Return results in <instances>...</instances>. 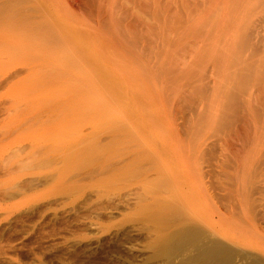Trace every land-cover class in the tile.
Returning <instances> with one entry per match:
<instances>
[{
    "label": "rangeland",
    "instance_id": "obj_1",
    "mask_svg": "<svg viewBox=\"0 0 264 264\" xmlns=\"http://www.w3.org/2000/svg\"><path fill=\"white\" fill-rule=\"evenodd\" d=\"M196 1L173 0L174 3L172 4V7L174 8L170 11V20H172V23L169 22L171 25V29H169V32L171 31L170 37L171 41H173L171 42L170 60L172 62V67L173 65L177 66L178 64L182 67L183 63L186 65V63L188 64L190 62L188 66L192 65V69H199L198 71L193 72V74H196H194L193 77L191 75V71L187 73V67L184 72L181 73L184 76L181 74L177 75L180 79L172 76V78L169 77L171 80L167 79L168 77L165 78V80L164 78H161L162 81L159 80L160 82L158 79H154L153 81L149 80L145 85L151 88L150 93H144L145 91H142L136 95L137 93L134 94L132 92L129 93L127 91H123L122 86L120 85V90H122L120 93L117 90V92H112L113 94L107 93V95H105L103 91V94L102 92L94 94L90 91L93 93L92 96L91 93H88L89 90L85 88L86 86H84V89L88 92L81 90L83 88L81 84L86 83L92 86L95 85L94 87L96 89L97 83L95 82L91 83L89 81H83L79 83L80 85H78V83L75 84V82L72 81L74 82V85L72 82L68 83L69 80H65L66 82L57 81L58 83H53L54 81H48L49 83H46L47 81H39V83H37V80V82L33 80L31 83L30 80L32 79L29 78V80L28 78H24L26 79L24 80L22 78L24 80L22 81L24 84H22L20 81L21 79L18 77L6 80L4 73L7 72L10 64L8 65V63H3L5 61H9L7 60V57H4V59H6L5 61H2L1 58L2 56H8V54L5 55L8 48L6 47L7 42H1L5 45L1 46L3 51H1V49L0 51L2 53L6 52L4 54L0 53V70L4 74L3 75L0 71V264H149V262L150 264H158L161 262L160 260L156 263V259L151 257L152 248H149L150 244H148L150 243L152 237V233L150 231L148 232V230H151L156 223L152 218V204H155L156 202H172L170 200L171 198H168L171 196L174 199L176 198V201L177 199L178 202L181 201V205L186 208L189 206L190 208L189 203H191V201L189 202L190 199L187 200L188 196L186 192V190L189 191L190 188L188 184H190L191 181L192 184L194 180H198L197 182L194 181V184L196 183L201 185L202 182L208 178L212 180V177L208 173L210 170H206L210 167L209 155L207 152H205L207 154L206 155L202 153V151H199L198 153L201 152V154H199L200 156L204 154V156L206 155V158H209L205 162V157L203 158L202 155L201 162V159L198 158L199 156L197 151H193V146H195V150H199L200 146L199 148L197 147V144L199 143H208L210 141L218 143L220 138L221 140L219 142H221L222 139L225 138L224 136L226 132L225 130L224 132L222 131L223 128L220 131L218 130L219 127L215 126L218 125V122L214 123V119H218L216 116V114H218V106L215 105L217 107H214L213 105L211 107V105L212 103H215L216 100L219 101L222 96L217 93L215 95L214 93V88L217 89L219 84L218 82L214 84L215 80L221 78V76L222 78L225 76L220 75L223 74V71L220 73L222 68L219 61H222L220 62L223 64L222 67L224 66L223 69L228 68L227 65L231 64L229 61L230 58L228 57L232 53V46L230 45L233 44V37L236 32V28L231 26L234 24L233 21L231 24V20H234L232 8L233 12H235V4L233 3L234 0ZM212 2L213 4H211ZM244 4V7L241 6L244 10L252 5H249L248 1L247 3L245 1ZM189 6H191V8ZM195 9H197L196 12H194ZM225 9L227 11H225ZM247 10L248 9H246V11ZM176 11L178 13H176ZM246 11L242 12L244 13ZM248 13L250 14L249 11ZM241 14L242 13L239 14L240 17L238 18H241ZM235 15L238 14L235 12ZM185 20L186 23H184ZM213 21L216 23L214 27H212V25H214ZM188 22L190 23L188 24ZM4 23L6 26V21H4ZM182 23L185 24L184 27ZM4 25L0 26L3 28ZM211 30L213 32L209 33L211 35L210 36L207 32ZM190 31L191 33H189ZM199 31H201L202 34ZM4 32L5 31H2L0 33L1 37ZM177 32H179V34ZM181 36L184 37L182 38ZM230 37L231 41L229 40ZM206 38L212 40L209 41ZM219 41L221 43H219ZM2 47L7 49L4 50ZM181 48L183 50H187L184 52ZM193 48H196L194 50V54ZM221 50L223 51L221 52ZM227 50L230 54H228ZM182 51L187 55L183 54ZM187 51L192 52V55L191 53H187ZM178 52L180 53L179 55ZM185 57H187L186 62L184 61ZM175 58L177 60H174ZM199 58L201 60L204 59V61H200ZM11 61H9V63H11ZM177 61L179 63H177ZM14 62H16V58L13 63ZM208 63L211 65L215 64L216 70L221 68L219 71L220 74L217 75L216 79L213 76L216 75L217 71H214L215 69H211L214 66L207 65ZM217 65L220 68L217 67ZM206 66L210 69H207ZM2 68L4 69L2 70ZM204 72L207 73L204 75H207L205 79L209 78L207 81L204 80L203 76H200L201 73L204 74ZM194 77H196V79H194ZM201 78H203L204 81ZM189 80L192 84L190 86H193L192 90L194 91H196L195 87L197 84H199V82L200 84L203 82L202 85L204 84L206 89L204 87V90L202 91H204L206 97H208L211 101L215 100V102L212 101L211 104L209 103V100V106L205 107V112L206 114L208 113L207 117L210 113H213L214 118L210 115L209 119L206 118L205 123L201 118H198L199 123L194 121V118H192V120H189L190 118L186 119L188 122L185 125L187 126V124L190 123L192 130L191 128L188 129L189 126L186 128L183 124V115H186L185 117H188L189 113V117L192 115V111L187 105L188 101L186 102L187 104H185V100L182 102L179 98L175 97L177 94L171 93L175 92L177 89V92L179 90L180 94L178 97L182 95L185 96L187 92L195 95L196 93L194 91L192 92V90H190L191 92H189V90H187L190 89L189 87H186L188 85V82L186 81ZM208 81H210V85L205 84L208 83ZM44 84H46V86ZM173 84L176 85L173 86ZM200 84L198 86H200ZM50 85L55 90H52ZM73 85V88L75 89L74 91L72 90ZM98 85L101 88V85L97 84V86ZM88 86L89 85H87V87ZM181 86H183V88L186 87L187 92L186 90L183 91ZM45 87L48 88L49 91H47ZM78 87L81 88V91L78 89L79 92L76 91ZM165 90L167 92H165ZM70 92L73 93V95L70 94ZM199 93L203 96L201 90ZM171 94H173V98ZM197 94L195 96H198L197 99H200L199 94ZM213 94L215 95V98H213ZM153 95L155 96V102ZM169 95L171 96L172 101L168 99L170 97ZM189 95L186 96V99L188 98V100L192 99L193 96L192 95L190 98ZM217 95H220L219 99H216V97H219ZM196 97L193 99L194 101H197ZM174 98L175 100L178 99L176 100L178 107L176 106V103H174ZM204 99L206 100V98ZM204 99H201V101H203L206 105L207 101L205 102ZM217 102L216 104L219 103ZM168 104L171 105L169 106ZM172 105L175 106V109H173ZM201 106L202 105L200 104L197 107L196 114ZM182 107L186 109L183 110ZM176 108L178 110L174 115L173 111L176 112ZM189 109L191 112H188ZM166 112H168L171 116L168 113L166 116L163 115ZM157 117L159 118L158 121ZM166 117L171 123L166 121ZM202 118H205V116L203 115ZM191 121H193V123ZM173 124L175 127L172 126ZM198 124L201 125V129H203L201 130L199 128V131L201 130L199 134L198 131H196L199 126ZM202 125L205 126L202 127ZM196 126L197 128L195 129ZM185 128L191 131L187 132ZM252 130L254 131V127ZM221 132L223 134H221ZM251 135H253V132ZM193 142L196 143V145ZM252 142L253 139L251 143ZM186 147L188 148L186 149ZM187 152L189 156H192L191 152H194L193 154L195 155H193L191 160L190 157L187 156ZM157 156L160 157L158 158ZM186 156L189 160L185 158ZM135 160L137 161L135 162ZM154 160L160 163L158 164L156 162L159 168H154L157 166L155 165L156 163H154ZM187 160L190 162L194 160L197 162V160H200L199 163L197 162L198 166L205 162L200 167H203L202 169L204 172L207 171V173L205 172L206 176H204L208 178L206 179L201 175L202 170L199 172L200 167H197L195 161L189 165L190 163H188ZM174 161H176V163H174ZM145 162L147 165L144 164ZM149 162L154 163L152 164V167L153 165L155 166L150 168V170L152 171L154 169L155 171L153 170L151 172L147 169V167H145L148 165L150 166ZM186 163L187 170H189V167L192 166V173H190L189 170L188 175L190 174V176L185 175V177H183L184 174H186V171L182 170V167L183 164ZM140 166L142 167L140 168L142 170L138 169ZM161 168H164L165 172L164 170L162 171ZM156 169H160L161 171ZM136 171H138L137 176L136 174H133V172L136 173ZM162 172L164 173L162 174ZM139 173L141 175H139ZM160 174L163 176L161 178L162 180L159 178V176L161 177ZM154 175L159 176L157 178L154 177ZM40 176L47 182L43 181ZM29 177H32L31 180H29ZM33 177L39 178H35V180ZM187 177H190V180H184L185 178L187 179ZM203 177L204 180L202 179ZM154 178L156 181H159L160 179L162 182L167 178L165 181L167 183L169 182V185L166 187L167 183L165 181L163 182L165 186H163L162 182H157L158 184H156ZM150 179H154L153 182L156 186H161V189L156 188ZM169 179H171L172 182H170ZM28 181H32L35 184L30 182L31 184L28 185ZM38 181H41V183ZM208 182L210 183L209 180H207V184ZM135 189L137 192H133L136 191ZM136 193H141L143 195L139 194L140 196L138 195V198ZM145 194L147 195L146 198L148 197L150 200L148 198V200L145 199ZM134 195L136 197H134ZM130 196L131 198L133 197V200ZM141 196L144 197V200L142 198L143 201L140 200ZM135 200L138 203H135ZM159 200L160 202H158ZM148 202H150V204ZM92 204L94 205L92 206ZM142 204H144V206ZM144 207H149L151 209L148 210ZM196 207H191L192 209L190 208V211L192 210V213L194 212L196 214L198 211L202 214L197 215H203V217H205V212L201 211L199 208L197 209ZM142 208L143 210L141 213L140 210ZM150 224L152 227L149 226ZM148 233H150V235ZM146 234L149 236H145ZM225 236L226 239H233L236 234L232 231H227ZM235 239L240 240L239 238ZM254 240L258 243V246H262L260 241L256 238ZM124 241L126 243H124ZM246 245V247H250V249L257 246L249 243ZM258 249L259 247L256 251Z\"/></svg>",
    "mask_w": 264,
    "mask_h": 264
},
{
    "label": "bare ground",
    "instance_id": "obj_2",
    "mask_svg": "<svg viewBox=\"0 0 264 264\" xmlns=\"http://www.w3.org/2000/svg\"><path fill=\"white\" fill-rule=\"evenodd\" d=\"M234 1L233 3L235 4V12L238 15H235V12H233V8H232V13H233L232 15L234 17L233 18L234 20H231V24L232 21L234 24L231 26L236 28V32L234 33L233 44L230 45L232 46L231 49L232 53L230 54L229 51L227 50L228 54H230L228 58H230L229 61L231 62V64L227 65V67L228 68L232 67V68L223 69L224 66L222 67L223 64L221 63L222 61L220 59L219 60L221 62L219 61V63L221 64V68L223 70L218 65L217 67H219L221 71L219 68H218L219 70L215 69L216 66L215 64L214 65H211L209 63L207 64L214 66L211 69H215L214 71H217L216 75L214 74L215 76H213L215 79L218 74L222 73V71L223 74L220 75H225L223 76V78L221 76V78H218L214 82V84L217 82L220 84V85L218 84V88L220 89L218 88L217 89L214 88L215 90L213 89L215 95L216 93L222 95L220 99L221 101L216 100V102L218 101L220 103V106L218 102H217L218 104H216L215 100L214 101L212 100L213 102H215L212 103V101L208 97H206L204 91H202L204 90V87L206 89V86L204 84L202 85L203 82L201 84L199 82L200 86H198L199 84H197V86L195 87L196 91H194L192 90L193 86H190L192 85L190 83L191 81L190 80L186 81L188 82L187 83L188 85L186 87L190 88L187 90H189V92H191L190 90H192V92L194 91L196 94L198 93L200 99L199 98L197 99L198 96L196 97L195 96L196 94L193 95V93L192 94L188 93L186 87L183 88V86H181L183 88V91L186 90L187 92V93L185 92L186 93L185 96L182 95L178 97V95L180 94H179V90L177 92V89L175 90L176 93L170 91L173 94H177V96L175 97L179 98L180 101L183 102L185 100L184 101L185 104H187L186 102L188 101L187 105L192 111L191 112L189 109L188 112L190 111L192 115L190 117H189L190 113L188 117H185L186 115L185 116L183 115L184 126H186L185 124L188 122L186 119L188 118H190L189 120H192V118H194V121L197 122L199 121L198 118H201L202 121H204L205 123L206 118L209 119L210 115L213 117V113H210L209 116L207 117L208 113L206 114L205 112V107L209 106L208 101L210 100L209 103L210 104L212 103L211 107L213 105L214 107L218 106L217 109L219 110L218 111L216 109L218 113L216 114V116L218 119L216 120L214 119L215 121L214 123L218 122L217 123L218 125L215 126L219 127L218 130L221 131V129L223 128L222 131L224 132L225 130L226 132L224 136L225 138L221 136V134H223L221 132L220 136L223 138L221 142H219L221 140L220 138L218 143L216 142L214 143L211 141H210L211 143L210 142L208 143L206 142L202 144L199 143L197 144L198 148L200 146L199 150H195V146H193L194 152L197 151L198 153L199 151H202V153L206 154L205 152H207V154L209 155L210 163L209 161L208 163L210 164V167L205 169L208 171L210 170L208 173L212 177L211 178L212 180H210L208 177H207L208 179L205 177L206 176L205 172L207 173V171L204 172V170L202 169L203 167L202 168L200 167L206 162V160L209 159L205 157L207 154L205 156L204 154H202L203 158L205 157L204 158L205 162L203 164L201 163V165L198 166L197 164L199 163L200 160H197L198 163L195 160L194 161L197 167H200L199 172H201L202 170L201 175L202 176L205 175L204 177L207 180H209L210 183L208 182L207 184V180H204V177L202 178L204 181L202 182L201 185L196 183L194 184V181L197 182L198 180L197 181L194 180L192 184L191 181L190 184H188L190 186L189 188L190 192L186 190L188 199L187 198L185 199L187 200L190 199L189 202L191 201L192 203V205L191 203H189L190 208L191 207L194 208L198 206L196 207L197 209L199 208L201 211H204L205 217H203V215L202 216L197 215V214H202L199 213L198 211L197 214L194 212L193 214L192 210L190 211L189 206H187L186 208L185 206L181 205L182 204L180 203L181 201L178 202V199L176 201V198L174 199L171 196L168 197L171 198L170 200L172 201L169 203L156 202L157 204L155 203L156 204L155 205L153 203L154 204L153 206L151 202L152 207L151 206L150 207L153 210L149 207L148 208L144 207L145 209L148 210L151 209V211H153L152 218L156 222L154 224V227L152 228L153 230L152 229H151L152 231L148 230V232L150 231L152 233L150 243L148 244H150L149 248H152L151 257L156 259L155 262L158 263L161 260V262H159L158 264H264V0H254V1L236 0L235 2ZM245 1L246 3L248 1V4L249 5L252 4V5H250L249 8H245L244 10L241 6L243 7L245 6L244 4ZM173 3H174L173 0H0V23L1 22L3 23V24L1 23L0 25H4L5 24L4 21H6L7 28L5 25L4 26L6 30H8L6 31L4 26H3L4 29L0 26V33L2 31H5L3 34L4 37L2 34H1L2 37L0 36V43L3 41L7 42L6 47L8 48V50H6L8 53L5 51L6 52L5 55L8 54V56H2L1 59L2 61L3 60L5 61L6 59H4V57L5 58L7 57L8 58L7 60L11 61L13 60V58L14 60L16 58V62L14 63H13L14 60L11 61V63H9V61L3 62L5 64L8 63V65L10 64L9 68L6 66L8 70L5 69L7 70V72L4 73L5 74L4 77L6 78V80L11 78L13 79L14 77H18L21 79V80L18 79L21 81V83L27 78L32 79V80L29 79L31 83L33 82V80H35V82L38 81L37 83H39V81L41 82L47 81L46 83L54 81L53 83L55 82L58 83L57 81L66 82L67 80H69L68 83L74 81L75 84L78 83V85H80L79 83L83 81L84 82L89 81L91 83L95 82L101 85L100 88V86L99 85L97 86L96 84L97 87L96 89L98 91L95 89L94 87L95 85L92 86L86 83H82L81 85L83 88L81 89L79 88L80 87L79 86L76 91H78V89L85 91L86 89H84V86H86L85 88H87L89 92L88 91L85 92L91 93L90 91H92L94 94H97L103 91L105 95H107V93H112L115 91L117 92V90L120 93V91H122L120 90L121 89L120 85L122 86L123 91L125 92L127 91L129 93L132 92L134 94L137 93L136 95H138V93L142 91H145L144 93H150L151 88L145 85L149 80L153 81L154 79H158V81L159 80L162 81L161 78H164L165 80V78L167 77H168L167 79L171 80L172 76L178 78L177 75L184 72V70L187 67H188L187 73L191 71L192 72L191 75L193 77L195 74V73L193 74V72L198 71L199 66L197 67L198 68L197 70L192 69L193 68L192 65L188 66V64L190 63L189 62L188 64L186 63V65L183 63V65L185 66L182 65V67L179 64L177 66L173 65L172 67V62L170 60L171 46H172L171 42L173 41H171V37H170L171 31L169 32V29H171L170 28L171 25L169 22L172 23V20H170L171 17L170 11L172 8H174L172 7ZM211 4H213V2ZM189 7L191 8V6ZM246 9L248 10L246 11ZM196 10L197 9H195L194 12H196ZM177 11L176 13H178ZM225 11L227 10L225 9ZM242 11H246V12L243 13ZM248 11L250 12V14L248 13ZM239 12L242 13L241 18H238L240 17ZM203 22L205 23L204 20ZM184 23H186V20ZM189 23L190 22H188V24ZM215 24H216L215 22L214 25H212L211 23L212 27H214ZM184 25L185 24H183V27ZM199 32L201 33V31ZM210 32L213 31L211 30L207 33L209 34ZM177 33L179 34V32ZM189 33H191V31ZM206 39L209 40L208 38ZM229 40L231 41V37ZM219 43L221 42L219 41ZM2 45L5 44L1 43L0 49ZM202 47L201 49L204 51ZM195 49L193 48V54ZM185 50L183 51L185 52ZM1 51L3 50L1 49ZM1 51L0 53H2ZM222 51L223 50H221V52ZM184 52L183 54H186ZM180 53L178 52V55ZM187 53H191L192 55V52L187 51ZM187 57H185L184 59L185 62L187 60L186 59ZM176 58L174 60H177ZM201 59L200 61H204V59L203 60ZM177 63L179 62L177 61ZM206 68L210 69L207 66ZM3 69L4 68H2V70ZM202 74L203 73H201L200 76L201 77L203 76L204 80L207 81V79L209 78L205 79L207 75L204 76L207 73L204 72V74L203 75ZM196 77H194V79H196ZM22 78L23 79L26 78V79L23 80ZM203 78L201 79L203 80ZM178 79H180V77ZM74 82H72V84H74ZM209 82L210 81H208V83L205 82L204 83L209 84ZM44 85L46 86V84ZM74 85L72 86L73 91L75 90L73 88ZM87 85H89L90 88L89 86L87 87ZM175 85L173 84V86ZM48 88H46L47 91H49ZM52 90L55 89L52 88ZM198 90L199 91L201 90L203 96L199 93ZM165 92L167 91L165 90ZM93 93H91L92 96ZM70 94L73 95V93L71 92ZM173 94H171L172 98H173ZM187 95H189L190 98L192 95L194 97L192 96V99L188 100V98L186 99ZM200 95L202 96V98ZM215 95L213 94V98H215ZM220 95H217L219 97H216V99H219ZM171 96L168 98L169 100H171ZM153 97L155 102V96L153 95ZM195 97L197 101L193 100ZM204 98H206V100ZM201 99L202 100L204 99L205 102L207 101L206 105L203 103V101H201ZM176 100L174 98L175 101L174 103H176ZM200 104L202 106L199 107L200 109L196 114L197 107ZM172 107L173 109H175L174 108L175 106L172 105ZM182 109L184 110L186 108L182 107ZM177 110L178 109L176 108V112L173 111L174 115L175 113H177ZM167 113L168 112L164 113L163 115L166 116ZM203 115L205 116V118H202ZM158 119L159 118L157 117V121ZM166 121L169 122L170 120L167 119ZM191 122L193 123V121ZM172 126L175 127L174 124ZM184 126H183V130H184ZM204 126L202 125V127ZM187 127L188 129L191 128L192 130V126H190V123L187 124L186 128ZM253 127H254V131L252 130ZM196 128L197 126L195 127V129ZM199 128L201 129V125H199L196 130L198 131V134L199 132H201V130H203L201 129L199 131ZM188 129H186L187 132H190L191 130ZM252 132L253 135H251ZM251 138L253 139L252 143H251L252 141ZM194 144L196 145V143ZM172 148L175 149L174 147ZM187 148L188 147H186V149ZM194 152H191L192 156L191 155L189 156L187 152V156L190 157V160L193 157V155H195L193 154ZM199 154H201V152L198 153L199 157L198 156L197 157L201 159L202 155L200 156ZM187 156L185 158H187ZM137 160H135V162ZM194 161L192 162L188 161V163H190L189 165H191V163H193ZM156 162L160 164L158 161L154 160V163ZM154 163L149 162L150 166L149 165L145 166L147 165L145 162L144 166L147 167L148 170H150V168H153L155 165L157 166H155L154 168L158 167L157 163L152 167V164ZM174 163H176V161H174ZM141 166L138 167V169L142 168ZM191 169L192 166L189 167L190 173H192ZM156 170L163 171L164 168H161V170L160 169H156ZM182 170L186 171L185 172L186 174L183 173L184 174L183 177H185V175L187 176L189 173V170H187V163L183 164ZM137 172L138 171H136V173L133 172V174H136L137 176ZM164 172H162V174ZM139 175L141 174L139 173ZM158 176L159 175L157 176L154 175V177L157 178ZM188 176H190V174ZM162 177H163L162 175L161 177L159 176L160 179ZM29 178H30L29 180H31L32 177ZM35 178L36 177H33V179ZM189 178L187 177V179L185 178L184 180L188 181ZM41 179L43 180V177H41ZM154 179L152 180L150 179L151 182H153ZM160 179L159 181H156L155 179L156 184H158L157 182H162L160 181ZM165 180H167V178L164 179L163 182ZM32 181H28V185L34 183ZM43 181H45V179ZM169 181L172 182L171 179H169ZM38 182L41 183V181ZM156 184L154 183L153 185H155L156 188L161 189V186L158 185L156 186ZM167 185H169V182L166 184V187ZM163 186H165L164 183ZM133 192H137V190ZM139 194H137V197ZM146 196L147 195L145 194L144 195L145 199L148 198V197L146 198ZM134 197L136 196L134 195ZM144 197L141 196L140 200H142V198L144 200ZM160 200L158 202H160ZM135 203L138 202H136L135 200ZM148 203L150 204V202ZM93 205L94 204H92V206ZM142 205L144 206V204ZM142 210L143 208L140 210L141 213ZM149 226H151V224ZM227 231H232L234 234H236V236L233 239H226L225 235ZM148 234L150 235V233ZM148 234H146L145 236H147ZM235 238H239L240 240ZM253 238L254 239L256 238L258 241H260L262 243V246H258V243ZM124 243L126 242L124 241ZM247 243L255 244L259 247V249L256 251V249L258 248L257 246L252 247L250 249V247H246ZM258 251L261 253H259Z\"/></svg>",
    "mask_w": 264,
    "mask_h": 264
}]
</instances>
